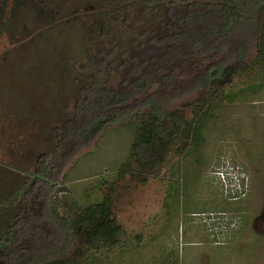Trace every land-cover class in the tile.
Wrapping results in <instances>:
<instances>
[{
  "label": "rangeland",
  "instance_id": "374dc122",
  "mask_svg": "<svg viewBox=\"0 0 264 264\" xmlns=\"http://www.w3.org/2000/svg\"><path fill=\"white\" fill-rule=\"evenodd\" d=\"M115 1L0 0L1 203L12 184L6 168L32 172L79 90L101 75L116 81L112 72L122 54L133 52L164 12L131 5L121 15L112 8ZM249 29L240 88L225 98L215 93L198 156L186 149L171 170L168 163L154 173L136 166L120 178L135 125L124 120L109 123L61 168L57 196L68 207L97 202L113 186L114 211L129 244L99 263L264 264V67L256 63L254 47L264 33V10L259 28ZM205 95L201 89L183 92L167 107L190 117L196 105H183ZM1 206L0 229L19 211L17 203ZM44 222L50 239L44 249L53 247L47 261L86 262L87 253H75L77 243L70 242L62 255L54 253L56 231Z\"/></svg>",
  "mask_w": 264,
  "mask_h": 264
},
{
  "label": "trees",
  "instance_id": "16d2710c",
  "mask_svg": "<svg viewBox=\"0 0 264 264\" xmlns=\"http://www.w3.org/2000/svg\"><path fill=\"white\" fill-rule=\"evenodd\" d=\"M131 5L141 6L146 13L164 7V12L153 19V27L136 49L122 54L117 72H112L116 81L109 83L102 75L97 76L101 80L89 79L68 117L53 128L49 152L37 156L32 172L6 168L12 184L4 203L0 192V208L17 203L19 211L0 229V264H67L57 257L47 261L53 247L44 249L50 240L44 221L56 231L54 253L62 255L70 242L77 243L75 253H87L86 262L76 264H101V258L121 251L129 237L114 211L113 186L97 202L68 207L57 196L61 168L109 123L135 120L119 177L136 166L154 173L168 163L171 170L179 166L175 158L186 149L185 154L198 156L195 151L202 148L204 122L213 112L215 93L225 98L240 88L250 44L246 37L249 28H259L264 0H117L112 8L122 15ZM254 47L256 63L264 67V33ZM202 60L208 62L200 67ZM183 75L189 79L178 80ZM261 75L263 85L264 72ZM196 89L206 95L198 103L183 105H196L190 117L168 109L173 98ZM135 238L141 241V235Z\"/></svg>",
  "mask_w": 264,
  "mask_h": 264
}]
</instances>
